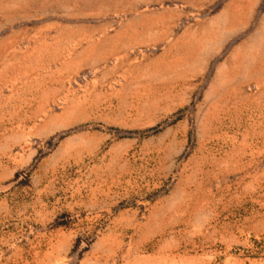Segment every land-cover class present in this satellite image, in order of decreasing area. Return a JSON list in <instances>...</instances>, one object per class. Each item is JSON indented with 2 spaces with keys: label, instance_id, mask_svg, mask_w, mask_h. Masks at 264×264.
I'll list each match as a JSON object with an SVG mask.
<instances>
[{
  "label": "rangeland",
  "instance_id": "1",
  "mask_svg": "<svg viewBox=\"0 0 264 264\" xmlns=\"http://www.w3.org/2000/svg\"><path fill=\"white\" fill-rule=\"evenodd\" d=\"M0 264H264V0H0Z\"/></svg>",
  "mask_w": 264,
  "mask_h": 264
}]
</instances>
